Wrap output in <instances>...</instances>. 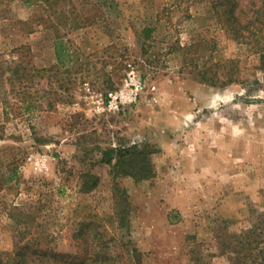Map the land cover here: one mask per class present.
I'll use <instances>...</instances> for the list:
<instances>
[{"label": "rangeland", "instance_id": "1", "mask_svg": "<svg viewBox=\"0 0 264 264\" xmlns=\"http://www.w3.org/2000/svg\"><path fill=\"white\" fill-rule=\"evenodd\" d=\"M4 1L0 252L93 255L97 229L117 264H264V68L213 1ZM136 142L154 176H115L103 151Z\"/></svg>", "mask_w": 264, "mask_h": 264}, {"label": "trees", "instance_id": "2", "mask_svg": "<svg viewBox=\"0 0 264 264\" xmlns=\"http://www.w3.org/2000/svg\"><path fill=\"white\" fill-rule=\"evenodd\" d=\"M32 4L36 0H25ZM50 6L51 0H42ZM216 14L220 22L234 39L252 45L261 55L264 68V0H259L258 6L249 17L243 16L241 0H212ZM0 0V12L8 16L9 4ZM56 55L60 65H64L72 59L63 38L56 42ZM233 80V79H231ZM156 152L152 144H123L109 147L103 151L102 161L111 165L115 176L131 175L137 179L148 178L155 174L153 154ZM100 183L99 175L86 173L81 191L90 192ZM121 194V203L128 202V193L125 189L118 187ZM126 215H121V222L125 223ZM95 243L93 244V255H79L60 253L54 249L35 247L30 242H18L12 252H0V264H117L114 248L115 237L103 239L98 230L92 231ZM81 234L88 235L89 232L82 230ZM100 235V236H99Z\"/></svg>", "mask_w": 264, "mask_h": 264}, {"label": "built area", "instance_id": "3", "mask_svg": "<svg viewBox=\"0 0 264 264\" xmlns=\"http://www.w3.org/2000/svg\"><path fill=\"white\" fill-rule=\"evenodd\" d=\"M110 105L113 107L115 104H117V100L119 98V93H110Z\"/></svg>", "mask_w": 264, "mask_h": 264}]
</instances>
